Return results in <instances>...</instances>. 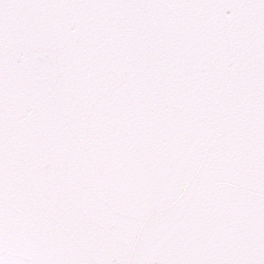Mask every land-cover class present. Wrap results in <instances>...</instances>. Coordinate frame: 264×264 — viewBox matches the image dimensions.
<instances>
[{"label": "snow or ice", "instance_id": "snow-or-ice-1", "mask_svg": "<svg viewBox=\"0 0 264 264\" xmlns=\"http://www.w3.org/2000/svg\"><path fill=\"white\" fill-rule=\"evenodd\" d=\"M0 264H264V0H0Z\"/></svg>", "mask_w": 264, "mask_h": 264}]
</instances>
